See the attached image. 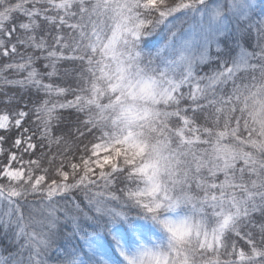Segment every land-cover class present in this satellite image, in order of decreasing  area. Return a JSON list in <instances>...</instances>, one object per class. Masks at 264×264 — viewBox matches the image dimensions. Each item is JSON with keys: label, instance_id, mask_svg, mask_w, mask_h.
<instances>
[{"label": "snow or ice", "instance_id": "snow-or-ice-1", "mask_svg": "<svg viewBox=\"0 0 264 264\" xmlns=\"http://www.w3.org/2000/svg\"><path fill=\"white\" fill-rule=\"evenodd\" d=\"M0 264H264V0H0Z\"/></svg>", "mask_w": 264, "mask_h": 264}]
</instances>
